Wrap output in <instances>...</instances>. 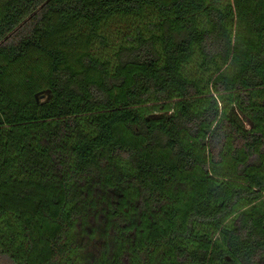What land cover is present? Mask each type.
Here are the masks:
<instances>
[{
	"label": "trees",
	"instance_id": "obj_1",
	"mask_svg": "<svg viewBox=\"0 0 264 264\" xmlns=\"http://www.w3.org/2000/svg\"><path fill=\"white\" fill-rule=\"evenodd\" d=\"M0 225V264H259L264 0H0Z\"/></svg>",
	"mask_w": 264,
	"mask_h": 264
},
{
	"label": "rangeland",
	"instance_id": "obj_2",
	"mask_svg": "<svg viewBox=\"0 0 264 264\" xmlns=\"http://www.w3.org/2000/svg\"><path fill=\"white\" fill-rule=\"evenodd\" d=\"M115 38L111 37L110 41H109V46L107 47H101L100 45H97L95 47V50L100 52L105 58L106 57H110L112 58L113 56V47L116 45V38H121L122 35H118V32H115ZM118 35V36H117ZM39 67H36V70H38ZM193 71H195V65H193ZM28 78L33 79V76H25L23 73L21 74V82H20V87L21 89L24 88V91H29V87L30 84L32 83H28L29 81H27ZM34 81V79H33ZM28 86H27V85ZM47 90L41 91L44 93V97L41 96V92L38 93V99L39 101H45L48 94H50L49 92H46ZM166 108L168 110H175V101L173 102H168L166 104ZM165 110V109H164ZM140 111L142 114L144 115H149V114H154V113H160L163 111V108L160 104H150V105H146L140 108ZM247 123V122H246ZM248 125V124H247ZM68 144L71 147V145L76 144L79 141V137L75 134H68ZM73 162L69 159L68 156V169H72L73 166ZM231 165L229 163L226 164V167L220 168L219 169V174L224 175V176H230V172H231ZM122 168L124 170H126L125 174L128 177L133 176L134 174V170L131 167V165L129 163H123L122 164ZM128 181V188H127V196L130 199H134L136 201H140L141 200V196L138 195L137 191L133 188V185ZM250 210V209H247ZM236 217V216H234ZM232 225H235V220L232 219L231 220ZM94 224L92 226V228H95ZM199 229L202 230L205 228H201V226ZM1 230H5V228L3 226L0 225V235H1ZM2 236V235H1ZM99 239L98 235L96 236V238H90L89 236L86 235H82L78 232H76L74 234V238L72 239L70 245L71 248L73 249V253L71 252V254L69 255L67 260H63L57 264H88L89 262H91L92 260L95 259V257L97 256L99 249H100V245L99 242H97ZM126 260L128 261V264H130V258L129 256H125V262ZM169 262L171 263H175V264H189L181 259H175L172 258V254H171V250L170 248H165L164 250L159 251L158 253V259H157V264H168ZM109 263H113L111 262V260L109 261ZM259 264H264V257L260 258L258 261ZM127 264V263H126Z\"/></svg>",
	"mask_w": 264,
	"mask_h": 264
},
{
	"label": "water",
	"instance_id": "obj_3",
	"mask_svg": "<svg viewBox=\"0 0 264 264\" xmlns=\"http://www.w3.org/2000/svg\"><path fill=\"white\" fill-rule=\"evenodd\" d=\"M46 92H48V91H46ZM41 96L44 97V93L43 92H41ZM48 97H50V95H48ZM36 98H38V94H36Z\"/></svg>",
	"mask_w": 264,
	"mask_h": 264
}]
</instances>
